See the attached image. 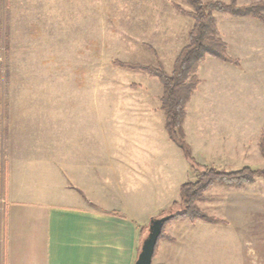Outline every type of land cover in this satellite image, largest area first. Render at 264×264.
<instances>
[{"label": "rangeland", "instance_id": "374dc122", "mask_svg": "<svg viewBox=\"0 0 264 264\" xmlns=\"http://www.w3.org/2000/svg\"><path fill=\"white\" fill-rule=\"evenodd\" d=\"M177 6L192 10L185 0H0V115L5 113L4 127L10 132L6 142L13 132L16 143L53 144V150L36 152L54 160L61 158L63 144L97 145L103 166L119 160L125 166L133 146H149L145 172L159 192L151 190L143 199L114 194L126 201L114 211L134 218L139 227L134 261L152 217L146 206L163 200L168 203L163 214L154 216L182 212L178 184L183 178L195 180L196 174L185 149L170 140L165 128L160 80L115 61L160 62L171 72L193 26V19ZM214 15L219 35L240 65L210 56L201 63L203 84L186 105L189 139L184 140L196 163L227 172L245 166L264 169L259 148L264 131V22ZM120 180L125 187L124 175ZM134 182L140 185L142 177ZM137 202L143 210L131 206ZM198 207L205 217L165 224L168 237L160 239L153 264H179L191 252L198 256L191 264H201L199 257H206L204 264H219L216 258L223 264L231 255L264 264V177L244 185L216 182ZM203 222L224 226L208 232L200 224L191 247V230L184 223Z\"/></svg>", "mask_w": 264, "mask_h": 264}, {"label": "crops", "instance_id": "0c3cea01", "mask_svg": "<svg viewBox=\"0 0 264 264\" xmlns=\"http://www.w3.org/2000/svg\"><path fill=\"white\" fill-rule=\"evenodd\" d=\"M202 84L203 81L196 92ZM185 124L186 121L185 138L189 139ZM4 125L3 112L0 115V264H134L139 227L134 218L114 211L126 202L122 203L114 194L117 192L125 199L130 193L131 197L143 199L151 190L159 192L158 186L151 187L145 172L150 162L149 146H133V154L125 166L121 160L103 166L101 148L92 144H63L61 158L54 160L53 153L52 159L48 153L43 156L36 152L53 150V144L16 143L13 132L10 143L6 142L10 132L7 134ZM121 174L125 177V187ZM140 176L142 183L138 185L134 180ZM183 179L178 184L179 190ZM163 192L166 197L167 184ZM166 204L163 200L153 201L146 206V214L153 217ZM131 206L143 210L138 202ZM200 224L208 232L220 231L224 226L211 222L184 223V228L191 230L188 233L191 247L196 245L193 233L198 234ZM196 255L191 252L177 263L191 264ZM199 258L204 264L206 257ZM247 259L246 255L226 256L223 264H250ZM215 260L221 264V260Z\"/></svg>", "mask_w": 264, "mask_h": 264}, {"label": "trees", "instance_id": "16d2710c", "mask_svg": "<svg viewBox=\"0 0 264 264\" xmlns=\"http://www.w3.org/2000/svg\"><path fill=\"white\" fill-rule=\"evenodd\" d=\"M185 1L192 7L191 11H187L180 6H177V8L193 19V26L189 30L187 44L181 48L175 58L171 72L160 62L157 65H152L115 61L116 64L122 67L146 72L160 80L163 87L160 97V109L165 115V128L170 140L177 144L180 143L179 146L185 149L186 155L191 159L196 178L181 184L179 190L180 203L184 210L175 213L170 220L185 217L195 220L198 217H205L198 207V200L216 182H223L228 185H244L252 182L256 176L264 177V169L255 170L250 166H245L238 171L227 172L205 164L196 163L190 154V146L185 143V132L183 129L186 105L201 83L198 69L205 58L210 56L222 62L236 66L240 65V61L229 54L227 43L219 35L214 12L229 13L237 17H253L264 22V0L249 4H238L237 0ZM259 148L264 157V131H262L260 136ZM199 167H202V170H199ZM175 203L176 201L173 202V204ZM164 227L158 239L154 257L158 252L160 239L168 237ZM143 230L144 228L140 231L142 236L145 231ZM142 239L141 237L138 251Z\"/></svg>", "mask_w": 264, "mask_h": 264}, {"label": "water", "instance_id": "95a60500", "mask_svg": "<svg viewBox=\"0 0 264 264\" xmlns=\"http://www.w3.org/2000/svg\"><path fill=\"white\" fill-rule=\"evenodd\" d=\"M174 212H168L161 216H153L149 220L148 232L141 242V246L134 264H152L158 239L167 221L173 216Z\"/></svg>", "mask_w": 264, "mask_h": 264}]
</instances>
